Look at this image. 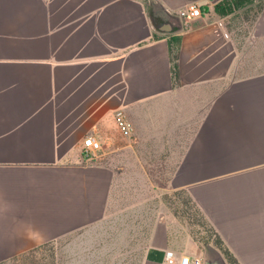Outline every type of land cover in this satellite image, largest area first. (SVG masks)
Masks as SVG:
<instances>
[{"label": "crops", "instance_id": "1", "mask_svg": "<svg viewBox=\"0 0 264 264\" xmlns=\"http://www.w3.org/2000/svg\"><path fill=\"white\" fill-rule=\"evenodd\" d=\"M224 1L0 0V260L50 243L55 264H205L223 251L187 197L240 264H264V0ZM192 2L204 14L181 18Z\"/></svg>", "mask_w": 264, "mask_h": 264}, {"label": "trees", "instance_id": "2", "mask_svg": "<svg viewBox=\"0 0 264 264\" xmlns=\"http://www.w3.org/2000/svg\"><path fill=\"white\" fill-rule=\"evenodd\" d=\"M248 0H226L216 6V10L218 13L222 15H229L236 11L238 8H241L243 5L246 4ZM263 2V0H261ZM262 6V3L259 5ZM152 17L157 18V13L153 9L152 10ZM182 37L180 35H173L170 39L171 42V48H172V60H173V71L174 76L176 78L179 77V51H180V44H181ZM185 201H190L189 205L185 209L187 212V216L190 218L192 224H199L202 226H207L211 228L215 234L217 235V238L214 240V243L220 247V249L223 251L227 259L229 260L230 264H240L237 257L234 255V253L229 249L228 246H226L225 242L223 241L220 234L216 232L208 218L202 213L201 210H199L197 207H195L192 198L188 199L185 197ZM212 236H210L211 239ZM50 243H45L41 246H37L27 252L19 253L18 255H13L5 259L0 260V264H14L15 260H17L18 256L20 254L27 255L32 254L34 255L37 260H33V264H55V252L54 249L49 247ZM37 254V255H36ZM22 255V256H23Z\"/></svg>", "mask_w": 264, "mask_h": 264}, {"label": "rangeland", "instance_id": "3", "mask_svg": "<svg viewBox=\"0 0 264 264\" xmlns=\"http://www.w3.org/2000/svg\"><path fill=\"white\" fill-rule=\"evenodd\" d=\"M261 0H248L246 2L245 5H243L241 8H238L237 10L239 11V15H244L246 13L247 10H256L258 9V7H260L259 5L261 4ZM200 224V223H199ZM198 223L195 224L196 227L194 229V231L196 232V234L198 235L199 239L202 241L204 247L206 249H210L209 255H212L213 253L211 252V248H210V241H213L217 238V235L215 234V232L207 227V226H202L199 225ZM210 236L211 239H210ZM18 255V254H15ZM20 254V256H18L17 260H15L14 264H33V260L35 261L37 260V256L35 257L32 254H27V255H23ZM37 255V254H36ZM79 259H77V256L75 253H65L63 254V257L65 258V260L67 261V263L71 262V264H88L87 260H92V263L95 262V264L101 263V264H129L130 260L127 262H124V255L118 254L116 252L111 253V254H107V252L105 254L103 253H96L93 256H86L84 254L83 257H80V255L78 254ZM110 256V257H109ZM76 260H81V261H76Z\"/></svg>", "mask_w": 264, "mask_h": 264}, {"label": "built area", "instance_id": "4", "mask_svg": "<svg viewBox=\"0 0 264 264\" xmlns=\"http://www.w3.org/2000/svg\"><path fill=\"white\" fill-rule=\"evenodd\" d=\"M204 14L203 7L197 3L192 2L186 5L179 13L181 18H196ZM117 119L125 133L132 132L133 127L126 117L124 110H118ZM103 143L94 134L87 136L85 140V154L88 158H94L96 152L102 149ZM168 260L171 264H195L193 257L190 254H182L180 257L171 254L168 256Z\"/></svg>", "mask_w": 264, "mask_h": 264}, {"label": "water", "instance_id": "5", "mask_svg": "<svg viewBox=\"0 0 264 264\" xmlns=\"http://www.w3.org/2000/svg\"><path fill=\"white\" fill-rule=\"evenodd\" d=\"M174 19L170 18L168 21L164 22L163 25L160 26L166 30H173L175 28V24L173 21ZM205 264H229V263L225 255L219 250L218 252H216V256L207 258L205 260Z\"/></svg>", "mask_w": 264, "mask_h": 264}]
</instances>
